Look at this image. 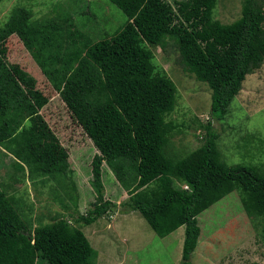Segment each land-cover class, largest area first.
Returning <instances> with one entry per match:
<instances>
[{
    "label": "trees",
    "instance_id": "1",
    "mask_svg": "<svg viewBox=\"0 0 264 264\" xmlns=\"http://www.w3.org/2000/svg\"><path fill=\"white\" fill-rule=\"evenodd\" d=\"M217 1L126 0L131 19L97 41L60 5L56 18L11 10L0 27V148L10 158L3 167L7 179L0 177V264H97V251L72 223L90 225L114 211L115 203L103 199V164L128 195L124 212H138L159 237L184 226L179 264H192L197 216L233 190L246 215L260 223L264 245V167L228 164L210 120L199 125L205 129L199 147L184 156L170 148L177 125L167 117L177 88L151 47L165 50L171 43L182 69L208 86L216 120L225 118L246 75L264 62V0H241L239 17L229 23L214 18ZM13 34L96 149L89 181L96 200L71 221L57 214L34 226L12 191L14 181L27 178L52 179L67 196L68 187H76L69 182V153L40 113L49 98L35 77L7 60Z\"/></svg>",
    "mask_w": 264,
    "mask_h": 264
},
{
    "label": "rangeland",
    "instance_id": "2",
    "mask_svg": "<svg viewBox=\"0 0 264 264\" xmlns=\"http://www.w3.org/2000/svg\"><path fill=\"white\" fill-rule=\"evenodd\" d=\"M57 5L67 9L73 25L93 41L111 36L132 17L126 0H119L118 5L108 0H1L0 27L16 6L30 9L32 19H41L56 18L62 11ZM240 10L241 0H218L214 18L229 23L239 17ZM6 46L7 60L19 64L35 77L37 88L49 98L40 113L69 153L68 161L73 171L69 182L76 186L75 189L68 187L71 193L67 196L52 179L45 183L29 178L13 179V194L21 201L23 212L31 216L34 226L39 223L38 219L42 224L52 222L57 214L71 221L80 214L85 215L96 200L89 182L90 162L96 149L19 38L14 34L9 36ZM151 49L156 62L177 88L176 105L167 117L177 125L170 138L171 150L184 156L199 147L205 134V129L199 125L210 120L222 157L228 164L264 167V62L246 75L225 118L216 120L210 116L208 86L182 69L179 53L171 43L168 42L165 50L158 46ZM248 135L253 136L249 141ZM9 163V156L0 148V177L3 179H7L8 174L3 167H8ZM53 187L58 190V197L67 202L66 208L55 198ZM102 193L103 199L115 203L114 211L90 225L72 223L83 231L97 251V264H179L184 226L159 237L138 212H124L127 208L123 203L128 195L105 164L102 165ZM197 220L200 235L191 255L192 264H264L260 223L246 215L237 190L205 209Z\"/></svg>",
    "mask_w": 264,
    "mask_h": 264
},
{
    "label": "clouds",
    "instance_id": "3",
    "mask_svg": "<svg viewBox=\"0 0 264 264\" xmlns=\"http://www.w3.org/2000/svg\"><path fill=\"white\" fill-rule=\"evenodd\" d=\"M184 187H187L186 185H184Z\"/></svg>",
    "mask_w": 264,
    "mask_h": 264
}]
</instances>
